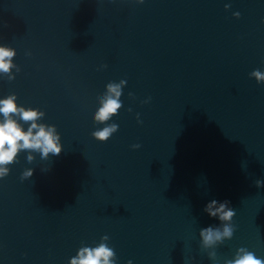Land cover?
I'll return each instance as SVG.
<instances>
[{"label":"water","instance_id":"95a60500","mask_svg":"<svg viewBox=\"0 0 264 264\" xmlns=\"http://www.w3.org/2000/svg\"><path fill=\"white\" fill-rule=\"evenodd\" d=\"M0 44L15 50L0 97L42 111L60 148L21 149L0 177V264H69L100 243L115 264L264 257V82L250 75L264 0H0ZM121 80L117 114L95 120ZM224 223L232 235L206 245L201 228Z\"/></svg>","mask_w":264,"mask_h":264},{"label":"clouds","instance_id":"9594fccd","mask_svg":"<svg viewBox=\"0 0 264 264\" xmlns=\"http://www.w3.org/2000/svg\"><path fill=\"white\" fill-rule=\"evenodd\" d=\"M14 55V49L0 44V73L11 72L14 67L12 60ZM250 75L255 77L258 83L264 82V71L260 69H253ZM124 83L126 81L121 80L119 83H109L106 86L107 92L94 113L95 120L104 122L117 114L122 104L119 97L122 94ZM42 115L43 112L39 109L18 105L14 94L0 97V177L9 172L7 165L14 161L21 149L37 150L42 158L54 159L57 157L60 148L57 143L58 137L55 133V126L39 122V117ZM20 120L31 123L25 128ZM117 127L118 125L115 123L105 125L103 128L96 129L93 135L99 140H106ZM135 147H139V145ZM29 159H32L31 154H29ZM33 171V169H27L24 175L30 176ZM256 183L260 185L264 181L257 180ZM229 204L227 199L223 201L212 199L205 204V211L210 216L227 222L235 215V209ZM232 231V225L224 223L222 230L209 225L201 228L200 233L203 242L207 245L220 240L222 237H230ZM113 256L114 250L106 243H100L96 246L79 248L77 254L70 258L69 264H115L112 259ZM227 264H264V257L257 256L253 251L240 248L236 256L227 261Z\"/></svg>","mask_w":264,"mask_h":264}]
</instances>
